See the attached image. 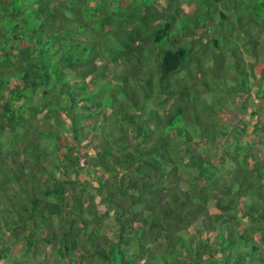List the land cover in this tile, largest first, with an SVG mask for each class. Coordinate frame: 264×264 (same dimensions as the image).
I'll return each instance as SVG.
<instances>
[{
    "label": "trees",
    "instance_id": "trees-1",
    "mask_svg": "<svg viewBox=\"0 0 264 264\" xmlns=\"http://www.w3.org/2000/svg\"><path fill=\"white\" fill-rule=\"evenodd\" d=\"M0 264H264V0H0Z\"/></svg>",
    "mask_w": 264,
    "mask_h": 264
},
{
    "label": "rangeland",
    "instance_id": "rangeland-1",
    "mask_svg": "<svg viewBox=\"0 0 264 264\" xmlns=\"http://www.w3.org/2000/svg\"><path fill=\"white\" fill-rule=\"evenodd\" d=\"M188 12L190 13V14H192L193 12H194V9H188Z\"/></svg>",
    "mask_w": 264,
    "mask_h": 264
}]
</instances>
